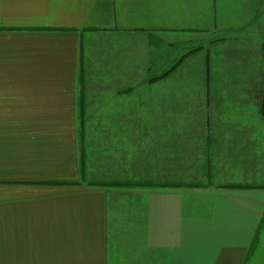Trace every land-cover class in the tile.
I'll return each mask as SVG.
<instances>
[{
	"label": "crops",
	"instance_id": "0c3cea01",
	"mask_svg": "<svg viewBox=\"0 0 264 264\" xmlns=\"http://www.w3.org/2000/svg\"><path fill=\"white\" fill-rule=\"evenodd\" d=\"M263 86L264 0H0V264H264Z\"/></svg>",
	"mask_w": 264,
	"mask_h": 264
},
{
	"label": "trees",
	"instance_id": "16d2710c",
	"mask_svg": "<svg viewBox=\"0 0 264 264\" xmlns=\"http://www.w3.org/2000/svg\"><path fill=\"white\" fill-rule=\"evenodd\" d=\"M201 47L195 49L194 51L200 49ZM178 63V62H177ZM261 111H262V114L264 115V86H263V95H262V101H261ZM84 114H80V121H83V118H84ZM98 184H115V185H136V184H139L138 182H109V183H99L97 182ZM140 184H147V183H142L140 182ZM162 185H180V183H173V182H167V183H163ZM250 253H252V250L250 251Z\"/></svg>",
	"mask_w": 264,
	"mask_h": 264
},
{
	"label": "rangeland",
	"instance_id": "374dc122",
	"mask_svg": "<svg viewBox=\"0 0 264 264\" xmlns=\"http://www.w3.org/2000/svg\"><path fill=\"white\" fill-rule=\"evenodd\" d=\"M216 37H218L219 38V40L221 39V36H216ZM208 38V37H207ZM201 40H205V38H203V39H201Z\"/></svg>",
	"mask_w": 264,
	"mask_h": 264
}]
</instances>
